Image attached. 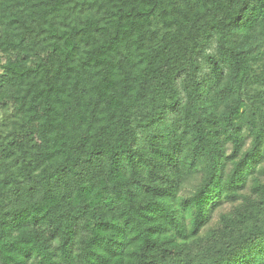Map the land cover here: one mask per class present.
<instances>
[{"label": "trees", "instance_id": "16d2710c", "mask_svg": "<svg viewBox=\"0 0 264 264\" xmlns=\"http://www.w3.org/2000/svg\"><path fill=\"white\" fill-rule=\"evenodd\" d=\"M0 264H264V0H0Z\"/></svg>", "mask_w": 264, "mask_h": 264}]
</instances>
